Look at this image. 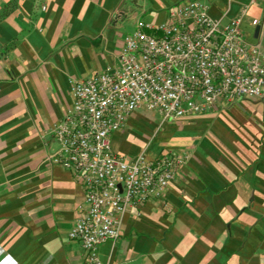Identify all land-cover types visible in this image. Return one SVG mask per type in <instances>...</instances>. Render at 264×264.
<instances>
[{
	"label": "crops",
	"instance_id": "crops-1",
	"mask_svg": "<svg viewBox=\"0 0 264 264\" xmlns=\"http://www.w3.org/2000/svg\"><path fill=\"white\" fill-rule=\"evenodd\" d=\"M202 2L223 24L243 16L264 52V0H0V264H84L69 238L85 202L74 175L49 157L73 105L72 81L119 65L140 22L159 26ZM116 155L185 157L163 198L122 218L104 264H264V99L164 122L145 109L112 136Z\"/></svg>",
	"mask_w": 264,
	"mask_h": 264
},
{
	"label": "built area",
	"instance_id": "built-area-1",
	"mask_svg": "<svg viewBox=\"0 0 264 264\" xmlns=\"http://www.w3.org/2000/svg\"><path fill=\"white\" fill-rule=\"evenodd\" d=\"M202 2L179 4L159 26L140 22L128 34L119 65L72 81L73 105L55 129L59 145L49 159L82 184L85 202L69 234L84 264H104L99 249L120 238L122 218L161 200L186 159L166 153L150 160L116 155L112 136L145 109L164 122L213 113L240 99H264V52L249 44L242 14L227 24ZM120 264H129L126 262Z\"/></svg>",
	"mask_w": 264,
	"mask_h": 264
}]
</instances>
